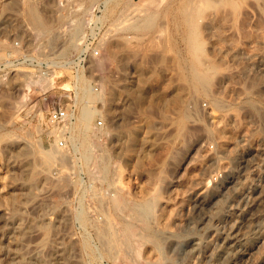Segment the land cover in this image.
<instances>
[{"label":"rangeland","instance_id":"1","mask_svg":"<svg viewBox=\"0 0 264 264\" xmlns=\"http://www.w3.org/2000/svg\"><path fill=\"white\" fill-rule=\"evenodd\" d=\"M263 83L264 0H0V264H264ZM137 84L155 136L136 164L115 148L125 124L146 135L122 109ZM68 93L60 149L46 122ZM52 150L64 162L41 173Z\"/></svg>","mask_w":264,"mask_h":264},{"label":"bare ground","instance_id":"2","mask_svg":"<svg viewBox=\"0 0 264 264\" xmlns=\"http://www.w3.org/2000/svg\"><path fill=\"white\" fill-rule=\"evenodd\" d=\"M28 19H29V21L31 22V23H34V24H37V23H39V20H38V15H37V13H36V11H35V9L31 6L30 8H29V10H28ZM151 49V48H150ZM242 49V48H241ZM155 50V49H154ZM153 50V51H154ZM219 50V49H218ZM239 50V49H238ZM237 50V51H238ZM244 50V49H243ZM148 51V50H147ZM151 51V50H150ZM220 52V51H219ZM239 52V51H238ZM238 52H234L235 54H236V56H237V53ZM153 53V52H152ZM152 53H151V56H152ZM232 53V52H231ZM234 53H232L231 55L232 56H234L233 54ZM240 54H241V52H239ZM247 53V55H248V52H246ZM147 54V53H146ZM241 55H243V54H241ZM246 55V54H245ZM244 55V56H245ZM249 55H251V54H249ZM248 55V57L247 58H249V57H251V56H249ZM147 56H149L150 57V55H149V53H148V55ZM146 56V57H147ZM154 57H155V52H154V55H153ZM152 56V57H153ZM231 56V57H232ZM236 56H234L235 57V59H236ZM151 57V58H152ZM233 57V58H234ZM246 57V56H245ZM254 58V57H253ZM243 59V58H242ZM245 59V58H244ZM243 59V60H244ZM149 60V59H148ZM251 60V59H250ZM150 61H152V59L151 60H149V62ZM246 61H248L247 59H245V62ZM152 62H155V59H153V61ZM152 62H150V64L152 63ZM238 62V61H237ZM250 62V61H249ZM240 63H242L241 62V60H240V62H239V65H240ZM248 63V62H247ZM238 64V63H237ZM242 65H243V63H242ZM182 77V76H181ZM181 79H183V77L181 78ZM264 84V83H263ZM144 85L145 84H140V85H136V86H133V87H130L129 86V88H125L124 89V92H125V97L127 98V100H126V106H124L122 109L123 110H126V111H128L129 109H127V108H137V109H139L142 113H144V115L145 116H143L144 118H145V132H146V135L145 136H143L142 138H140L139 139V137H138V135H137V133L135 132V130H134V128H132V127H130L129 125H127V124H125L120 130H119V133L117 134V140H118V143H117V146H116V148H115V156L117 157V158H121V159H123L124 161H126V162H128V161H133V159L135 158V160L134 161H136V164L138 163L137 161L139 160V157H141V155L144 157L145 156V152L146 151H148L150 148H151V146H153V143H154V133H150L149 134V131H151L152 129H153V123H152V121H151V118H152V115L155 113V92L153 91V90H151V87L150 88H146V87H144ZM230 86V85H229ZM232 88V87H231ZM233 89V88H232ZM173 94H174V99H173V101H176V100H178L179 99V95H180V93H179V91H174L173 92ZM88 116H89V112H88V110H86V109H84L83 111H82V114H81V119L82 120H87V118H88ZM209 117H211V122L212 123H214L215 122V120H214V116H213V113H210L209 114ZM219 120H221L220 118H218ZM217 120V119H216ZM219 120H217L216 121V123L218 122L219 123ZM222 120H223V117H222ZM221 122V121H220ZM215 123V124H216ZM220 124V123H219ZM223 126V125H222ZM217 127H219V128H223V127H221L220 125H217L216 124V128ZM216 129V133H217V135L218 136H221L222 135V133H223V131L222 130H224V129H222V130H220V129ZM139 145V146H138ZM135 146H138V149H137V151H133V149L135 148ZM148 147H150V148H148ZM147 148H148V150H147ZM56 150V149H55ZM146 150V151H145ZM53 151V150H52ZM42 152V151H41ZM141 152H142V154H141ZM59 154V153H58ZM41 157H42V160H41V166H40V172L41 173H45V171H47V170H49L48 168H50V164L52 163V162H55L54 160L55 159H58V161H61V162H64V158H63V156L62 155H57V153L55 154L54 153V151L53 152H42L41 153ZM132 162V163H135V162ZM61 162H59V163H61ZM58 163V164H59ZM53 164V163H52ZM55 164V163H54ZM61 164H64V163H61ZM195 166H196V162L195 163H193L192 165H191V169L192 168H195ZM189 170V172H186L185 173V175H184V179L185 178H188V177H191L192 176V170ZM35 177H36V173L34 172V173H32V178L33 179H35ZM30 178H31V175H30ZM244 194H246V193H244ZM243 194V195H244ZM248 196H250V195H248ZM247 196V197H248ZM250 197H252V196H250ZM249 197V198H250ZM253 198V197H252ZM243 199V198H242ZM255 199V198H254ZM170 201V200H169ZM244 201H245V199H244ZM250 201V200H249ZM246 202V201H245ZM247 202H248V200H247ZM253 202V201H252ZM163 204H164V202H163ZM167 204H168V200L167 201H165V205H164V207H163V205H162V208H160V212L158 213V215L156 216L157 217V223L158 224H160V225H164L165 224V222H166V220H167V210H166V207H167ZM248 205V204H247ZM167 208H169V207H167ZM232 220H234V218L232 219ZM235 221V220H234ZM19 225V224H18ZM23 226V225H22ZM21 226L19 225V227H17V229L18 228H20ZM25 227H26V225H25ZM30 228H31V226H30ZM29 228V229H30ZM12 230H14V229H12ZM20 230L21 231H19V233L17 232V234L16 235H24V233H25V229H24V227L22 228H20ZM234 230H235V228H234V225H232L231 226V228H230V234H232L233 232H234ZM15 231V230H14ZM26 231H27V228H26ZM12 232V231H11ZM6 234H7V231L5 232ZM9 233V232H8ZM27 233H28V231H27ZM5 235V234H4ZM9 235V234H8ZM11 235V234H10ZM22 235V236H23ZM100 235H101V233H100ZM5 237H6V235H5ZM105 237V239H103V241H104V245H105V247H106V249H109L110 247H112V241H111V239H108L107 238V236H104ZM3 239V238H2ZM5 239V238H4ZM8 239V238H7ZM10 240V239H9ZM8 241V240H7ZM10 241H8V243H9ZM5 244V243H4ZM6 245H7V242H6ZM9 246L11 245V244H8ZM8 246V248L10 249V247ZM2 248V242L0 241V249ZM11 250V249H10ZM12 251V250H11ZM33 251L35 252V249H33ZM38 250L36 249V252L34 253V255L31 257L30 255V257L28 256H26V255H24V254H26V253H22V254H20V253H18V252H16V255L14 254V255H12V254H10L9 252L10 251H6L7 253H9L10 255H12V256H14V257H12V260L14 261V263L15 264H33V263H36V264H44V259H43V256L41 255L42 253H40V252H37ZM245 253L244 254H246V255H249L250 254V252L247 250H245L244 251ZM1 253V252H0ZM3 253V252H2ZM32 253V252H31ZM40 253V254H39ZM28 254H30V252L28 253ZM9 255V256H10ZM41 256H42V258H41ZM0 261H1V259H0ZM31 261H33V262H31ZM262 262H264V259L262 260Z\"/></svg>","mask_w":264,"mask_h":264},{"label":"built area","instance_id":"3","mask_svg":"<svg viewBox=\"0 0 264 264\" xmlns=\"http://www.w3.org/2000/svg\"><path fill=\"white\" fill-rule=\"evenodd\" d=\"M63 5H68L71 0H59ZM16 45V44H15ZM97 55L98 51L93 52ZM70 93L66 95L67 100H62L57 103L49 112L46 126L50 127V131L47 133L48 140H52L57 148L64 149L67 144V140L71 132L72 127L76 121V108L70 98ZM97 126L100 127L102 122L97 121Z\"/></svg>","mask_w":264,"mask_h":264}]
</instances>
